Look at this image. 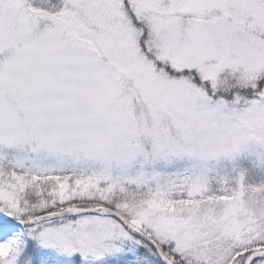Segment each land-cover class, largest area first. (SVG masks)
Wrapping results in <instances>:
<instances>
[{
	"label": "snow or ice",
	"instance_id": "1",
	"mask_svg": "<svg viewBox=\"0 0 264 264\" xmlns=\"http://www.w3.org/2000/svg\"><path fill=\"white\" fill-rule=\"evenodd\" d=\"M0 264H264V0H0Z\"/></svg>",
	"mask_w": 264,
	"mask_h": 264
}]
</instances>
